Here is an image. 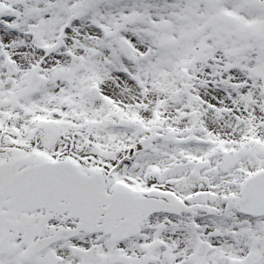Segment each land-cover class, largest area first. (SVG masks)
Returning a JSON list of instances; mask_svg holds the SVG:
<instances>
[{"label":"snow or ice","instance_id":"snow-or-ice-1","mask_svg":"<svg viewBox=\"0 0 264 264\" xmlns=\"http://www.w3.org/2000/svg\"><path fill=\"white\" fill-rule=\"evenodd\" d=\"M0 264H264V0H0Z\"/></svg>","mask_w":264,"mask_h":264}]
</instances>
